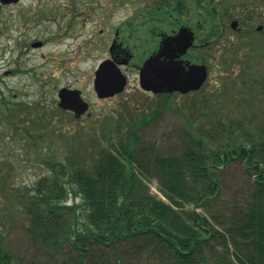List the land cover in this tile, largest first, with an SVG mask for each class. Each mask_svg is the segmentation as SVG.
Returning <instances> with one entry per match:
<instances>
[{
	"label": "rangeland",
	"instance_id": "obj_1",
	"mask_svg": "<svg viewBox=\"0 0 264 264\" xmlns=\"http://www.w3.org/2000/svg\"><path fill=\"white\" fill-rule=\"evenodd\" d=\"M147 2L135 1L141 5ZM213 2L217 12L214 22L193 0L188 16L190 25L197 24L198 15L205 18L197 40H207L209 45L193 54H201L206 60L208 79L198 92L171 95L169 107L161 96L140 88L139 71L133 65L128 67V85L122 94L98 98L94 79L99 63L107 57L106 39L128 16L126 9H115L112 0H23L3 11L0 99L29 104V113L40 115L66 135L43 136L33 146L19 137L0 135V248L10 250L23 264H77L81 255L73 240L55 243L35 227L27 206L18 208L14 199H29L34 186L48 175L44 158L56 156L60 160L73 154L71 157L77 160L81 148L91 152L128 143L133 140L134 125L145 116L156 114L134 129L137 159L182 157L191 144L198 153L189 132L215 150L228 141L232 143L231 131L235 145H252L250 137L261 126L264 128V0ZM243 12L251 16L250 20L242 19ZM234 20L239 21V30L232 29ZM218 28L223 31L220 35ZM141 62L137 57L133 64ZM62 87L82 92L90 105L84 116L77 119L60 110L58 91ZM7 127L0 105V133ZM142 171L150 192L167 201L160 191V178L150 175L146 168ZM214 180L220 184V190L214 193L218 195L213 194L198 208L187 204L182 212L196 209L215 230L228 236V245L221 237L204 245L209 264H221L225 259L241 264L236 254L246 260L252 247L243 242L234 244L231 236L236 234V223L256 202L255 178L242 161L231 158L216 170ZM68 206L72 210L68 211L71 233L67 236L73 238L76 230L81 232L86 226L79 190H70ZM77 244L83 245L84 240ZM85 245L92 249L86 264H178L167 251L170 247L159 245L154 238H127L116 245L91 240Z\"/></svg>",
	"mask_w": 264,
	"mask_h": 264
},
{
	"label": "trees",
	"instance_id": "obj_2",
	"mask_svg": "<svg viewBox=\"0 0 264 264\" xmlns=\"http://www.w3.org/2000/svg\"><path fill=\"white\" fill-rule=\"evenodd\" d=\"M193 1L199 8L204 2L207 16L215 21L217 12L213 0ZM241 17L250 20L251 16L243 12ZM222 32L218 28L217 33L220 35ZM161 97L164 98L165 106L169 107L168 99L171 96ZM0 105L8 122L7 129L0 133L5 138L19 137L33 146L43 136L47 139L49 136L66 135L50 121L40 118V115L36 117L29 113V104L0 99ZM154 115L145 116L135 124L131 134L133 140L118 147L113 144L95 148L96 151L91 152L81 148L77 160L71 157L73 154L60 160L56 156L44 158L48 175L34 186V194L29 199H14L18 201L15 205L22 209L27 206L35 227L55 243L73 240L81 255L77 264H86L91 257L92 249L85 245L91 240L103 245H116L121 240L137 237L154 238L159 245L166 244L170 247L167 251L178 264H209L204 245H208L214 237L223 238L227 244L228 236L215 230L207 217L197 213L196 209L182 211L187 204L198 208L213 197L220 190V184L214 180L216 170L226 165L231 158L239 159L246 165L248 174L255 178L258 197L245 217L236 223V234L231 236V240L234 244L243 242L252 247L246 260L236 254L241 264H264V128L261 126L250 137L251 146L248 143L235 145L236 138L231 131L229 140L232 143L228 141L215 150L202 138L189 132L190 140L198 147V153L191 144L190 151L182 157L137 159L134 141L138 137L134 129ZM34 131L38 134H34ZM143 168L148 169L150 175L160 178V191L167 201L150 192L142 175ZM75 189L79 190L83 201L86 226L81 232L76 230V236L72 238L71 235L67 236L71 233L68 211L72 210L68 200L70 190ZM80 240H84L83 245L77 244ZM0 264L23 263L10 250L0 248ZM221 264L236 263L225 259Z\"/></svg>",
	"mask_w": 264,
	"mask_h": 264
},
{
	"label": "flooded vegetation",
	"instance_id": "obj_3",
	"mask_svg": "<svg viewBox=\"0 0 264 264\" xmlns=\"http://www.w3.org/2000/svg\"><path fill=\"white\" fill-rule=\"evenodd\" d=\"M98 1L101 2L102 0ZM135 1L112 0L115 9H126L128 16L107 37L105 45L107 57L101 60L96 70H99L102 62L110 61L111 66L105 69L120 70L128 81V67L133 65L140 72L144 63L159 53H164L163 58L173 55L180 56L177 60L184 63L187 70H189L190 65H205L208 67L201 54H193L196 49H205L209 45V41L197 40V32L202 28L205 20L203 15H200L199 21L195 25H190L188 21L190 0H149L143 5L137 4ZM22 2L23 0L18 3L3 5L0 16L7 8L19 5ZM200 9L204 10V2L201 4ZM259 27H257V30H259ZM182 28L193 30L196 38L193 46L184 55H180L178 51H168L166 47V44L173 41ZM101 32L103 33L104 30H101ZM174 44L176 45V41ZM137 57L142 58L140 65L133 64Z\"/></svg>",
	"mask_w": 264,
	"mask_h": 264
},
{
	"label": "water",
	"instance_id": "obj_4",
	"mask_svg": "<svg viewBox=\"0 0 264 264\" xmlns=\"http://www.w3.org/2000/svg\"><path fill=\"white\" fill-rule=\"evenodd\" d=\"M20 0H0L2 5L17 3ZM1 11V5H0ZM236 29L238 22L231 24ZM261 29V28H259ZM176 41V45L174 42ZM195 34L189 28H182L173 41L166 44L167 50L178 51L184 55L193 46ZM41 46L42 43L35 44ZM164 53L149 58L140 70L139 82L142 90L153 94H164L180 92L187 94L202 88L208 77L205 65H190L186 69L184 63L177 60L180 56H169L163 58ZM110 61L101 64L95 74V91L99 98H108L124 91L127 79L120 70H106ZM59 107L66 111H72L80 118L89 110V104L83 99L81 91L77 89L62 88L59 90Z\"/></svg>",
	"mask_w": 264,
	"mask_h": 264
}]
</instances>
